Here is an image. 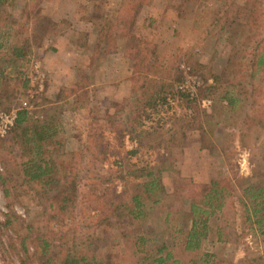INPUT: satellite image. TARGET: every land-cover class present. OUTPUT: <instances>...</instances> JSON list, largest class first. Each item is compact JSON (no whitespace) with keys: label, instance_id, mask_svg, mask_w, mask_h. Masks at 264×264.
<instances>
[{"label":"trees","instance_id":"obj_1","mask_svg":"<svg viewBox=\"0 0 264 264\" xmlns=\"http://www.w3.org/2000/svg\"><path fill=\"white\" fill-rule=\"evenodd\" d=\"M16 1L0 0V111L11 110L19 103L17 99L30 86V43L33 36L41 37V34L54 31L48 27L45 30L40 26L42 22L33 16L38 0H22L24 3L19 18L14 16ZM150 2L151 0H121L120 11L114 19L105 17L101 10L95 9L97 13L90 19L102 20L96 42L93 49L87 53L84 67L77 68L80 75L74 90L69 94L72 96L76 87L80 88L82 84L91 82V72L96 69L99 57L105 53L121 52L131 60L137 79L129 90V96L124 99V104L128 107L121 109L123 116L121 113L120 122L123 133H119L127 134L130 140H136L137 147L126 154H136L140 149L148 153L145 151H151L155 145L161 146L163 141L164 148L171 146L170 135L173 128L167 127V121L174 115V95L170 90L171 86H163L167 73L160 62L156 60L154 63V60H151L154 44L145 40L141 46L128 44L129 29L137 9ZM258 6H263L264 9V0H253L250 3L251 10L257 9ZM250 18H253L252 14L243 27L251 23ZM60 22L59 24H62L64 21ZM68 25H59L58 29L62 30L58 32H63ZM230 26L231 24L227 27L226 39L232 44V49L226 59L225 69L233 76L230 86L235 88L236 84L239 85L243 93L239 90L235 95V89L232 88L226 90L220 98L226 101L227 107H233L237 103L245 107L248 98H252V95L254 97L255 92L262 90L261 85H253L249 79L262 72L264 74V44L260 41H255L254 44L248 42V34L244 43L238 46L237 34L241 28L238 26L233 30ZM18 30L25 33L29 45L11 43L10 38H13ZM11 68H14L13 72L10 71ZM157 72H160L162 77H158ZM212 78L213 83L207 86L208 90L219 84V76L212 75ZM85 79L88 81L83 83ZM263 80L261 76L264 86ZM247 90H250L248 97L244 95ZM65 92L66 87L59 91L55 99H43L38 108L40 110H17L15 124L4 137H0V152L18 153V158L11 164L0 155L3 166L2 170L0 169V184L3 186V194L10 198L13 193L16 195L13 198L16 201L21 197L19 190L30 195L36 211L34 217L20 218L11 210L10 200L11 209L5 215V220L0 222V229L2 232L6 231L5 237L8 239L3 244L9 247L21 263L30 258L39 264H108L101 254L92 251L91 246L98 238L97 229L114 226L120 217L127 218L135 229L133 235L125 241V264H253L255 260H264V255L255 259L223 260L202 248L208 236L211 217L217 220L215 237L218 241L224 242L230 238V225L235 227L234 231L239 236L243 235L246 228L264 234L263 180L255 182L241 176L236 182H247L241 188L239 197L234 195L229 179L224 178H210L208 182L197 185L189 180L193 187L185 194H166L161 183L165 170L163 162L151 164L153 160L150 156L151 162L140 166L120 154L118 160V152H108L109 148H102L101 143H98L100 151L93 152L94 158L112 162L115 168L98 174L97 181L91 184V187L80 191L75 164L84 155L82 152L65 151L60 133L58 108L63 95L68 96ZM218 106L219 102L214 100L211 111L217 112ZM116 114L103 118H109L113 123ZM213 117L210 115V118ZM246 117L248 119H244L245 129H239L233 138L236 143L246 145L252 150L247 145L250 131L253 127L260 132L264 131V124L261 118L254 114L252 117ZM166 132L169 134L163 136ZM222 153L224 155L234 152ZM249 153L255 158L253 164L261 167L264 163V152ZM70 170L74 172L73 178L69 174ZM168 171L174 175L172 167H169ZM15 176L21 178V189L16 187L11 191L10 184L16 181ZM177 179L187 180L183 177ZM115 181L120 182L122 188L114 198L107 199L106 195L98 193V185H109ZM165 195L171 196L163 210L164 223L168 226V238L163 236L159 241H151L152 237L142 229L143 221L154 205L164 201ZM80 214L83 215L86 229H89L86 233H78L74 228V221ZM40 219L44 220L42 225ZM140 223L141 228L138 229L137 225ZM122 236H125L124 232Z\"/></svg>","mask_w":264,"mask_h":264},{"label":"rangeland","instance_id":"obj_2","mask_svg":"<svg viewBox=\"0 0 264 264\" xmlns=\"http://www.w3.org/2000/svg\"><path fill=\"white\" fill-rule=\"evenodd\" d=\"M38 1L33 16L42 22L40 26L45 30L48 27L54 31L51 29L52 33L41 34V37L33 36L31 43L26 41L25 33L19 30L15 32L13 38H10L12 44L32 45L29 64L31 83L17 99L19 103L11 110L0 111V114L21 109L30 112L35 109L40 110L38 108L43 103V99L46 97L49 100L55 99L59 91L66 87L65 93H68V96L63 95L64 98L60 100L61 105L58 108L60 133L65 151L82 152L84 155L75 164L80 191H86L91 187V184L97 181L98 174H104L110 168H115L112 162L107 163L94 158L93 152L100 151L97 147L98 143H101L102 148H109L108 152H118L116 153L118 160L120 154L140 166L151 162L150 156L153 160L151 164L163 162L165 170L162 173L161 183L166 194H185L193 187L189 180L197 185L208 182L210 178H224L229 179L234 195L239 197L241 188L247 182L242 180L237 183L241 176L255 182L264 181V163L261 167H257L253 164L254 156L249 153L264 152V131L260 132L254 127L251 129L247 145L252 150L246 145L236 143L233 138L239 129H245L244 119H248L246 116L252 117L254 114L261 118L264 124V86L261 83V76L264 79L263 72L249 79L253 85H261L262 90L255 92L254 97L252 95V98H248L245 107L240 103L227 107L226 101L220 98L226 90L233 88V85L230 86L233 82L232 73L225 69L226 59L232 49V44L226 39L227 27L231 24L230 28L233 30L238 26L241 28L237 34L238 46L244 43L248 34L250 35L248 42L254 44L255 41H260L264 44L263 6L251 10L250 3L253 0H151L149 4L137 9L129 29L128 44L141 46L143 40L154 44V55L151 60H154V63L157 60L163 65L162 68L167 73L163 79V86H171L170 90L174 95V115L167 121V127H172L173 132L170 135V147L164 148L163 141L160 143L161 146L155 145L151 151H145L148 153L140 149L136 154H126L137 147L136 140H130L127 134H120L123 133L120 122L123 116L121 109L128 107L124 104V99L129 96V90L137 79L131 60L124 57L121 52L105 53L99 57L96 69L91 72V82L84 83L89 78L85 79L84 84L80 88L76 87V92L69 96L80 75L77 68L84 67L83 63L87 59V53L95 45L102 22L100 19L90 18L96 15L95 9L98 8L105 17L114 19L120 11L121 0ZM23 3L22 0L15 2V18H19ZM8 9L10 10L11 6ZM251 14L253 15V18L249 19L251 23L243 27ZM60 20L64 22L59 24ZM67 23L69 25L65 30L58 32L62 30V28L58 29V26L62 27ZM65 33L67 37L60 42L58 36H65ZM107 58L108 60H105ZM46 67L55 69V73L47 70ZM13 69L11 68L10 71L13 72ZM73 72L76 75L74 73L71 86L61 85V81L69 82L68 73ZM156 74L162 77L160 72ZM193 74L201 80L195 98L185 89L180 88L182 83L185 84L186 76ZM212 75L219 76L220 81L218 86L208 90L207 86L213 83ZM123 80L129 83L126 95L120 96L122 90L113 95V90L117 89ZM234 87L235 95L239 90L243 93L239 85L236 84ZM249 94L250 90L244 93L247 97ZM201 98H210L211 106L214 100H217L219 102V106L216 107L217 112L213 113L211 106L202 108L198 102ZM115 113L117 114L113 118V123L108 120L109 118H103ZM210 115L214 117L210 118ZM7 132L0 137H4ZM168 134V132L163 133V136ZM222 152L234 153H226L224 156ZM0 155L10 164L18 158L17 152H0ZM1 167L3 168L0 161V169ZM169 167L174 170V175L168 171ZM73 173L70 170L69 174L72 178ZM178 177L187 180L181 181L177 179ZM20 181L21 178L17 177L16 181L10 184L11 191L16 187L20 188ZM2 188L0 184V222L5 220V215L11 208L20 218L34 217L36 211L29 198L30 195L19 190L21 197L16 201L13 199L16 196L13 193L10 198L5 197ZM121 188V183L115 181L109 185H98V193H103L107 199H110L114 198ZM170 198V195H165L164 201L154 205L144 218L142 229L152 237L151 241H159L163 236L168 238V226L164 223L163 210ZM10 200H12L11 208ZM82 214L74 221V228L78 233H86L89 230L86 229ZM39 221L40 225L44 222L43 219ZM216 222L215 217L209 219L208 236L202 244L205 251L229 261L261 258L264 255V234L246 228L243 235L239 236L234 231L235 227L230 225V238L224 242L218 241L215 237ZM137 228H141V223ZM123 232L125 236H122ZM134 232L135 229L131 227L128 219L120 217L114 226L97 229L98 238L92 243L91 249L94 253L101 254L108 264H125L124 253L127 250L125 241ZM5 233L6 231L2 232L0 229V264H39L38 261L30 258L25 263H21L9 247L3 244L8 240ZM253 264H264V260L261 262L255 260Z\"/></svg>","mask_w":264,"mask_h":264},{"label":"built area","instance_id":"obj_3","mask_svg":"<svg viewBox=\"0 0 264 264\" xmlns=\"http://www.w3.org/2000/svg\"><path fill=\"white\" fill-rule=\"evenodd\" d=\"M200 84V78L196 74H193L190 76H186L185 84L182 83V85H180V88L185 89L190 94V96H194L195 98L197 97V87ZM198 102L202 106V108H209L211 106L210 98H201L200 100H198ZM16 112V110H12L10 112H4L0 114V136H3L7 132V130L14 125Z\"/></svg>","mask_w":264,"mask_h":264},{"label":"crops","instance_id":"obj_4","mask_svg":"<svg viewBox=\"0 0 264 264\" xmlns=\"http://www.w3.org/2000/svg\"><path fill=\"white\" fill-rule=\"evenodd\" d=\"M80 23H82V22H80ZM79 23V24H80ZM65 36H58V39H59V41L60 42H63L64 41V37H67V33H65L64 34ZM61 38H63V39H61ZM71 57H73V53H71ZM105 60H108V58L107 59H105ZM104 64V63H103ZM46 69L47 70H50L52 73H55V69H52V68H49V67H46ZM74 73L75 72H73V73H68V76H69V82H66L65 80H64V82H62L61 81V85H65V86H71V84L72 83H70L71 81H72V77L74 76ZM66 75V74H65ZM75 75H76V73H75ZM63 76H61V78H62ZM71 77V78H70ZM75 78V77H74ZM112 87V86H111ZM113 88V87H112ZM114 89V88H113ZM128 89H129V83H128V81L127 80H123L119 85H118V87H117V89H115V90H113V95H116V93H119L118 91H120V90H122V93L120 94V96L122 97V96H124V95H126V93H127V91H128Z\"/></svg>","mask_w":264,"mask_h":264}]
</instances>
